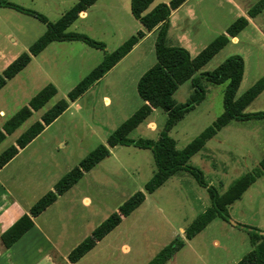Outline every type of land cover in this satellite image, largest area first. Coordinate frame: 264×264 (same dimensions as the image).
I'll return each instance as SVG.
<instances>
[{"label":"rangeland","instance_id":"rangeland-1","mask_svg":"<svg viewBox=\"0 0 264 264\" xmlns=\"http://www.w3.org/2000/svg\"><path fill=\"white\" fill-rule=\"evenodd\" d=\"M131 1L100 0L86 12V18L76 21L66 33L104 43L106 52L112 54L143 30L131 13ZM171 1L156 0L151 9ZM259 1L192 0L170 21L167 46L186 49L195 59L218 37L225 35L238 19L247 18L248 28L231 39L201 71L211 73L229 58L240 57L245 70L237 94L239 99L264 78V11L255 19L248 18V11ZM10 2L56 24L78 1ZM47 31L48 25L32 16L9 8L0 9V71L28 53ZM158 32L154 31L156 36L145 40L134 54L89 88L76 103L71 102L68 95L105 57L104 51L83 42L50 44L0 93V110L8 115L0 120L1 128L11 123L44 89L52 86L57 91L40 111L19 126L0 147V154L43 120L58 103L66 100L69 104L63 116L32 142L1 177L6 187L14 189L16 199H22V204L34 207L44 196L54 192L99 146L107 147L110 153L108 159L85 173L43 216V220L47 219L56 229L53 240L57 241V260L72 253L71 249L78 246L82 238H89L90 232L118 213L138 193L145 195L144 203L98 244L93 258L85 264H150L179 237L186 247L168 264H237L252 248L248 233L232 224L264 232L263 176L228 208L229 222L218 217L194 239L189 240L186 235L194 221L212 208L210 189L223 198L248 174L255 175L264 159V120L233 121L191 159L189 165L202 173L206 187L200 186L190 173L182 172L154 194H147L145 186L157 172L152 152L133 146H108L111 134L144 105L137 90L138 80L157 63ZM203 86L207 92L205 100L169 133L180 151L224 113L227 84L214 86L204 81ZM193 93L192 82H187L174 99L178 104H185ZM261 112H264V92L245 111ZM167 122V113L157 110L128 138L157 142Z\"/></svg>","mask_w":264,"mask_h":264},{"label":"trees","instance_id":"trees-1","mask_svg":"<svg viewBox=\"0 0 264 264\" xmlns=\"http://www.w3.org/2000/svg\"><path fill=\"white\" fill-rule=\"evenodd\" d=\"M77 1V5L67 12L58 23L50 24L46 17L36 12L16 6L12 4L10 0H0V9H13L32 16L48 25L46 34L30 48L29 53L23 54L2 76H0V91L7 85L8 81L13 80L28 67L32 57L39 56L50 44L63 41L83 42L93 49L104 51L105 57L103 62L68 95L69 100L75 102L85 94L89 88L99 82L125 59L146 37V33H152L158 30L159 32L156 40L157 63L142 76L137 86L138 94L144 102V105L134 116L111 134L108 146L110 148L133 146L141 150H150L152 152L157 172L145 186L147 194H154L170 179L182 172L190 173L200 186L206 187L202 173L189 165L191 159L199 154L208 142L213 140L219 132L233 121L247 122L251 120H264V112L255 114L245 113L247 108L264 92V78L242 97L237 99L245 70L244 61L240 57L229 58L211 73H201L203 68L230 44L231 39L237 38L248 28L249 20L245 17L238 19L227 30L225 35L218 37L197 58L192 59L190 53L186 49L167 46L172 13L182 7L188 0H172L169 4H161L151 11L150 8L156 0H132L131 13L133 17L139 21L143 30L131 37L117 51L108 54L104 43L96 42L83 35L66 33L67 30L78 21L83 14L95 6L99 0ZM263 11L264 0H260L254 8L248 11V18L255 19L262 14ZM204 81L214 86H223L227 84L224 92V113L186 149L180 151L177 149L176 142L169 136V133L205 100L207 92L203 86ZM187 82H192L194 93L187 103L178 104L174 96L180 87ZM56 94L57 91L52 86L44 89L30 102L28 108H24L11 123L6 125L5 131L8 134L15 132L23 122L32 116L33 111H40ZM68 107L69 104L66 100L58 103L46 114L42 120L43 124L50 126L66 112ZM154 110H162L168 115L166 129L161 134L159 141H134L129 139L128 136L130 133L149 118ZM43 129L44 126L41 123H36L26 134L21 136L18 140V147L21 149L25 148L42 133ZM1 138L2 136L0 135V142ZM17 153L18 150L16 147L5 152L0 157V170L13 160ZM109 157L110 153L107 147L103 145L92 152L81 163L80 168L69 173L56 186L54 192L48 193L31 209L30 216H23L2 236V242L5 247L9 249L16 244L34 227L33 218L42 215L60 196L64 195L74 185L79 183L85 173L90 172ZM263 175L264 159L261 161L260 167L256 169L255 175L248 174L244 179L237 182L225 197H219L214 189H210L212 208L199 216L187 229L186 235L188 239L192 240L197 237L218 217L229 222L230 217L227 213L228 208L239 201L242 195L257 179L263 177ZM144 201L145 195L143 193H138L132 197L120 208L118 213H115L101 224L89 238L70 254V262L75 264L93 251L100 242L118 228L123 219L131 216ZM246 231L250 234L254 250L238 264H264V235L257 229L246 228ZM184 246L185 242L181 237L177 238L150 264H166L169 260L174 258Z\"/></svg>","mask_w":264,"mask_h":264},{"label":"crops","instance_id":"crops-1","mask_svg":"<svg viewBox=\"0 0 264 264\" xmlns=\"http://www.w3.org/2000/svg\"><path fill=\"white\" fill-rule=\"evenodd\" d=\"M100 1V0H99ZM98 1V2H99ZM192 0H188L182 7H180L178 10L174 11L172 13V16L170 18V21L173 20L174 17L177 16V14L181 13L187 6L188 4L191 2ZM156 2V1H155ZM154 2V3H155ZM165 4V3H164ZM168 4V3H167ZM154 5V4H153ZM152 5V6H153ZM160 5V4H159ZM156 5V6H159ZM151 6V8H152ZM150 8V9H151ZM154 9V8H153ZM151 9V10H153ZM150 10V11H151ZM87 13L83 14L80 19L86 18ZM250 19V18H249ZM171 26V25H170ZM171 28V27H170ZM146 37L134 48V50L125 58L123 59L118 65L122 64L127 58H129L132 54H134L138 48L141 46V44L147 40L150 36H156L153 35L152 33H146ZM169 36V34H168ZM168 40V37H167ZM29 53V52H28ZM26 54V53H25ZM41 55V54H40ZM38 57V56H37ZM32 61L31 63H33V61L36 59V57H32ZM30 63V64H31ZM13 64V63H12ZM11 64V65H12ZM5 66V68L0 71V76L3 75V73L11 66ZM114 69V68H113ZM112 69V70H113ZM111 70V71H112ZM17 77V76H16ZM15 77V78H16ZM14 78V79H15ZM13 79V80H14ZM141 79V77L139 78ZM12 81V80H11ZM11 81L7 82V85L1 90L3 91L4 89L7 88V86L9 85V83ZM140 81V80H138ZM182 87V86H181ZM0 91V93H1ZM179 91V90H178ZM176 95V94H175ZM81 100V99H80ZM79 102V101H78ZM76 103V102H74ZM30 104V103H29ZM29 104L27 106H25L24 108H28ZM23 108V109H24ZM155 111L157 112V110H154L153 113H155ZM35 112L33 111L32 114H34ZM152 113V114H153ZM5 111L4 110H0V120H2V118H5ZM7 115V114H6ZM3 116V117H2ZM63 116V115H62ZM61 116V117H62ZM8 117V115H7ZM32 117V116H31ZM30 117V118H31ZM60 117V118H61ZM29 118V119H30ZM58 118V119H60ZM29 119H27L25 122L22 123V125H24ZM57 119V120H58ZM57 120H55L51 125H53ZM37 123H41L44 126V129L42 131V134H44L47 129L51 126H46L43 124L42 120H39V122ZM8 125V124H7ZM19 128V127H18ZM18 128L15 130V132L18 130ZM6 125L4 124V126L0 128V135L2 136L1 138V142H0V147L12 136L14 135L15 132H13L12 134H8L6 131ZM30 130V128L26 131V133ZM25 133V134H26ZM39 135V136H40ZM38 136V137H39ZM37 137V138H38ZM21 138V137H20ZM19 138V139H20ZM37 138H35L32 142H34ZM18 139V140H19ZM31 142V143H32ZM30 143V144H31ZM28 144L25 148L21 149L18 147V141L12 145L11 147L7 148V150H4L2 154H0V157L7 152L9 149L16 147L18 150V153L16 155V157L11 160L6 166H4L1 170H0V264H73L72 262H70L69 260V256L71 253H69L67 255V257H65L62 260H57V256L56 254L58 253V247L55 243V241L53 240V237L56 234V229L52 227V225L48 224L47 219L44 221L43 220V216H45L47 214V212L50 210L49 208L39 217L37 218H33V222H34V227L27 232L16 244H14L11 248H6L5 245L2 242V236L13 226L15 225L23 216H30V211L33 208V205L28 204V205H24L22 204V199H16V195L14 192L13 188H9L5 186V182L4 180L1 179L2 176H4L6 174V172L10 169V167L13 166L14 162L22 155V153L27 149V147L30 145ZM264 176V175H263ZM83 179V178H82ZM58 201V200H57ZM238 202V201H237ZM236 203V202H235ZM234 203V204H235ZM233 204V205H234ZM231 207V206H230ZM234 227L243 229L246 231V228H250V229H255L252 227H242L240 224H236L233 223L232 224ZM210 226V224L205 228L207 229ZM204 229V230H205ZM203 230V231H204ZM258 231H261L259 229H257ZM95 231V230H94ZM90 232L89 236L90 237L92 235V233L94 232ZM249 235L250 238V242H251V251L248 253L250 254L253 250H254V246L252 244V240L250 237V234L248 231H246ZM262 234L264 235V232L261 231ZM83 235V234H81ZM79 235V236H81ZM86 235V233H85ZM109 236V235H108ZM107 236V237H108ZM106 237V238H107ZM87 238H82L80 240V244L83 243ZM57 242V241H56ZM79 244V245H80ZM78 245V246H79ZM100 245V244H99ZM96 246V248L91 251L89 254H87L84 258H82L79 262L75 263V264H85L90 262L88 259L91 257L93 258L95 250H97L98 246ZM78 246H74L71 251H74ZM186 247V245L184 246ZM184 249V248H183ZM182 249V250H183ZM93 254V255H92ZM247 254V255H248ZM246 255V256H247ZM245 256V257H246ZM244 257V258H245ZM243 258V259H244ZM242 259V260H243ZM174 260V258H173ZM241 260V261H242ZM171 261V260H169ZM168 261V262H169ZM240 261V262H241ZM168 262L166 264H168ZM238 262V263H240ZM237 263V264H238Z\"/></svg>","mask_w":264,"mask_h":264}]
</instances>
